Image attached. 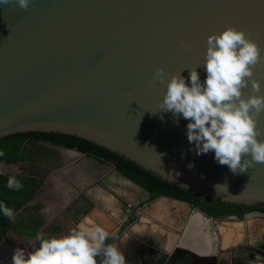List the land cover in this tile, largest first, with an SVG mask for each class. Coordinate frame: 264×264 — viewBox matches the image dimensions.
<instances>
[{
    "label": "water",
    "instance_id": "95a60500",
    "mask_svg": "<svg viewBox=\"0 0 264 264\" xmlns=\"http://www.w3.org/2000/svg\"><path fill=\"white\" fill-rule=\"evenodd\" d=\"M228 27L243 31L264 55V0H31L27 10L11 0L0 6V139L27 132L75 136L196 195L264 208V163L234 174L212 151L197 155L186 138L188 121L159 108L172 75L187 81L196 68L204 80L206 38ZM157 68L164 70L163 83L155 80ZM252 78L264 95V65L253 69ZM243 91L245 98L254 94L250 85ZM257 130V139L264 140V113L257 117ZM58 147L96 165L93 177L105 188L110 183L102 178L149 196L112 162ZM84 194L112 223L105 229L110 238L119 215L107 214L90 183ZM161 199L192 207L160 195L131 213L124 221H134L110 244L119 248L133 235L150 242L208 239V231L224 223L194 208L177 234L159 224L154 212ZM235 222L240 231L243 219ZM157 253L140 245L125 264H151Z\"/></svg>",
    "mask_w": 264,
    "mask_h": 264
},
{
    "label": "clouds",
    "instance_id": "9594fccd",
    "mask_svg": "<svg viewBox=\"0 0 264 264\" xmlns=\"http://www.w3.org/2000/svg\"><path fill=\"white\" fill-rule=\"evenodd\" d=\"M10 2L0 0V6ZM14 2L24 10L31 4V0ZM205 43L204 80L196 68L189 70L187 81L172 75L159 108L188 121L186 138L197 155L212 151L218 164L227 165L234 174L243 173L254 163H264V140L257 139V117L264 113V95L258 94L261 84L252 78L253 69L264 65V55L243 31L232 27L209 35ZM164 77V70L157 68L155 80L163 83ZM249 85L254 94L245 98L243 90ZM222 186L227 190L226 185ZM7 187L19 190L22 184L11 176ZM0 214L9 219L14 216L13 209L3 202ZM107 236L99 226L90 233L73 231L60 238H45L43 233H37L38 247L27 254L22 248L14 249L11 264H97L96 257L102 249L101 264H125L118 247L105 245Z\"/></svg>",
    "mask_w": 264,
    "mask_h": 264
},
{
    "label": "flooded vegetation",
    "instance_id": "af4514ba",
    "mask_svg": "<svg viewBox=\"0 0 264 264\" xmlns=\"http://www.w3.org/2000/svg\"><path fill=\"white\" fill-rule=\"evenodd\" d=\"M38 143L46 151H49L47 156L43 152L35 160L14 163L1 162L6 165L0 164V176H21L27 180L32 178L39 180L34 193L22 207L25 210L33 211L32 215L35 217H30L34 222L44 225L39 233L47 234L48 238H60L65 235L64 231L68 235L77 230L74 228V222H79L80 213L90 208L83 197L86 185L89 183L96 190L97 201L107 210V214L111 215L110 217L114 214L119 215V220L118 218L114 220L118 226L110 238L105 239V245L110 244L112 239H117L134 221L133 217L124 221L130 217L131 213L133 214L143 204L162 195L152 198L151 193L147 190L145 191L149 196L133 189H122L119 182H108V179L102 178L106 183H110V187L105 188L99 180H95L93 177V173L98 169L96 165L89 161L77 160L75 152L61 149L58 147L59 145L47 142ZM84 196L86 195L84 194ZM141 199L143 200L141 201ZM161 200H163L161 205L154 212L160 219L159 224L182 235L181 230L185 229L183 228L184 216L190 215L191 211L198 207L188 201L185 202L192 207L172 203L167 199ZM236 217L239 216L228 214L222 217H212L221 219L224 223L222 226L209 230L208 239L201 236H197L198 238L183 236L180 240H175L176 243L169 242L170 238L165 241L150 242L133 235L134 238L127 239L124 244L119 245V248L124 257H128V253L140 245L154 248L159 253L151 264H156L163 255L166 256L163 264H264V211L251 210L239 217L243 219L241 232L239 227L234 225ZM107 221L109 224L106 229L112 226L108 219ZM56 227L62 229V232L52 235V228ZM145 230L155 234L153 227L151 229L149 226H145ZM38 243L35 237L25 233H14L9 229L0 237V264H11L14 249L22 248L27 254L38 247ZM165 252L170 254L166 255ZM100 253H103V249Z\"/></svg>",
    "mask_w": 264,
    "mask_h": 264
},
{
    "label": "trees",
    "instance_id": "16d2710c",
    "mask_svg": "<svg viewBox=\"0 0 264 264\" xmlns=\"http://www.w3.org/2000/svg\"><path fill=\"white\" fill-rule=\"evenodd\" d=\"M38 142H47L66 148H75L79 151L99 156L112 162L116 168L142 186L144 190L149 191L152 198L162 194L175 199L192 202L211 217H222L228 214H237L239 217H242L245 212L251 210L264 211V208L261 207L218 202L196 195L163 180L154 173L143 169L134 162L106 148L84 139L61 133L27 132L5 136L0 139V153H3V155L0 156V162L14 163L17 161L35 160V156L42 154L40 150L42 147ZM9 177L0 176V202L5 203L9 208L13 209L14 216L9 219L3 216V214H0V237L1 234L6 233L9 229L14 233H24L23 229L26 227L23 222H25L26 219L21 217L18 210L30 199L39 184V180L36 178L27 180L24 177L15 176L22 184V187L19 190L9 189L7 187V179ZM29 235L35 237L36 233L30 232ZM45 238L48 237L45 236ZM103 258V253H100L96 257L97 264H101ZM165 258L166 256L163 255L156 264H163Z\"/></svg>",
    "mask_w": 264,
    "mask_h": 264
},
{
    "label": "crops",
    "instance_id": "0c3cea01",
    "mask_svg": "<svg viewBox=\"0 0 264 264\" xmlns=\"http://www.w3.org/2000/svg\"><path fill=\"white\" fill-rule=\"evenodd\" d=\"M79 222H74V228H76L77 230L75 231H83L85 233H90L91 231H93L95 229V227L99 226L101 227L104 231H106V226L109 224L105 215L102 214V212L100 211V209L96 208V207H90L88 210L86 211H82L79 215ZM27 220H25V222H23L24 226L28 229V235L30 232H35L36 234L40 232L41 228L44 226L43 224H39L37 226V229L35 228L36 223L32 220L31 217H27L24 218ZM236 222H234L235 225ZM73 228V226L71 227V229ZM64 231V230H63ZM53 234L52 235H56V234H60L62 232V229H59V227L57 228H52L51 231ZM66 236L65 231L63 232ZM45 235V234H44ZM47 235V234H46ZM31 237H34L32 235H29ZM36 236V235H35ZM31 240V239H30Z\"/></svg>",
    "mask_w": 264,
    "mask_h": 264
},
{
    "label": "rangeland",
    "instance_id": "374dc122",
    "mask_svg": "<svg viewBox=\"0 0 264 264\" xmlns=\"http://www.w3.org/2000/svg\"><path fill=\"white\" fill-rule=\"evenodd\" d=\"M42 147V146H41ZM40 150H41V152L43 153H45L46 154V156L49 154V151H46L45 150V148H40ZM51 154H53V153H51ZM41 154H38L37 156H35V158L36 157H38V156H40ZM3 177H5V176H3ZM9 177V176H8ZM26 179V178H25ZM32 212L33 211H30L29 209L28 210H25V208L23 209V207L22 208H20L19 210H18V213L21 215V217L22 218H27V217H32V218H34L35 217V215H32ZM19 215V216H20ZM36 223V225H39L40 223L39 222H35ZM35 228L37 229V226H35ZM23 231H24V233L26 234V235H28V229L27 228H24L23 229ZM45 236H47V235H45Z\"/></svg>",
    "mask_w": 264,
    "mask_h": 264
},
{
    "label": "bare ground",
    "instance_id": "6f19581e",
    "mask_svg": "<svg viewBox=\"0 0 264 264\" xmlns=\"http://www.w3.org/2000/svg\"><path fill=\"white\" fill-rule=\"evenodd\" d=\"M162 201H163V200H160V201L158 202V207H159V205H161Z\"/></svg>",
    "mask_w": 264,
    "mask_h": 264
}]
</instances>
